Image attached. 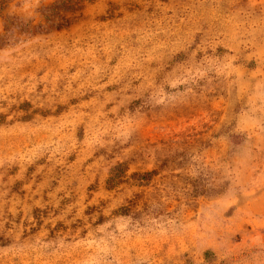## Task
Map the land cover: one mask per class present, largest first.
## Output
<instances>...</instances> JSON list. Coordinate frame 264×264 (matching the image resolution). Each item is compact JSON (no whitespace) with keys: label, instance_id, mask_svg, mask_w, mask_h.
<instances>
[{"label":"rangeland","instance_id":"1","mask_svg":"<svg viewBox=\"0 0 264 264\" xmlns=\"http://www.w3.org/2000/svg\"><path fill=\"white\" fill-rule=\"evenodd\" d=\"M0 264H264V0H0Z\"/></svg>","mask_w":264,"mask_h":264}]
</instances>
